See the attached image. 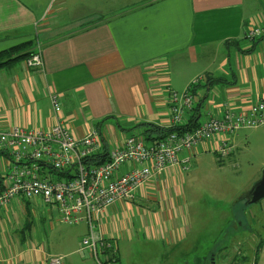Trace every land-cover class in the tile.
Instances as JSON below:
<instances>
[{"label": "crops", "instance_id": "crops-1", "mask_svg": "<svg viewBox=\"0 0 264 264\" xmlns=\"http://www.w3.org/2000/svg\"><path fill=\"white\" fill-rule=\"evenodd\" d=\"M256 28L261 34L247 38ZM30 41L42 53V66L29 67L23 59L0 69L3 130L46 128L62 120L77 138L98 130L109 152L142 122L171 126V91L180 94L207 73L234 83L196 88V105L208 96L200 122L226 108L242 112L264 102V0H0V51ZM53 95L62 107L58 116ZM218 141L201 143L195 154L216 149ZM181 174L180 167H169L142 186L135 201L153 200L154 210L123 200L104 211L95 232L114 242L117 256L123 253L118 239H139L124 208L142 217L146 241L173 243L170 252L176 254L192 249L197 239L184 243L192 234L189 212L183 218L177 211ZM14 200L27 214L33 204L39 207L33 211L48 215V230L38 240L32 225L30 235L25 228L12 230L3 216L9 206L0 208V264H52L60 256L62 264H97L83 248L87 223L67 224L58 207L41 199Z\"/></svg>", "mask_w": 264, "mask_h": 264}, {"label": "built area", "instance_id": "built-area-1", "mask_svg": "<svg viewBox=\"0 0 264 264\" xmlns=\"http://www.w3.org/2000/svg\"><path fill=\"white\" fill-rule=\"evenodd\" d=\"M261 32V28L253 29L247 38L253 39ZM26 63L29 67L42 66L41 51L34 52ZM201 81L202 77H196L180 94L171 91L172 125H182L187 120L186 115L196 105L192 88ZM52 105L58 116L62 107L57 95L52 96ZM263 124L261 101L247 111L226 108L221 116L202 120L191 131H173L158 141L146 140L136 129L121 146L113 147L108 160L101 164L88 161L103 151L98 130L77 138L62 120L46 128L0 129V158L5 157L8 162V172L3 176L6 180L0 186V208L8 207L14 198L41 199L45 205L58 207L62 221L67 224L89 225L83 248L91 250L97 264H107L111 256L116 262L115 244L95 232L106 209L123 200H135L146 182L169 167L188 171L201 143L219 139L218 147L212 149L227 157L233 150L232 138L240 129ZM43 166L51 171L43 170ZM51 261L62 264L63 257H52Z\"/></svg>", "mask_w": 264, "mask_h": 264}, {"label": "rangeland", "instance_id": "rangeland-1", "mask_svg": "<svg viewBox=\"0 0 264 264\" xmlns=\"http://www.w3.org/2000/svg\"><path fill=\"white\" fill-rule=\"evenodd\" d=\"M189 168L182 171L180 176L183 182L178 187L180 192L176 201L180 204L177 211L182 213L183 218L188 217L189 212L192 234L184 243L188 245L191 236L197 239L192 249L186 248L183 253L179 249L176 254L170 252L175 246L173 243L159 238L146 241L149 236L140 229L143 226L142 217L124 208L123 214L129 220L128 224L132 225L133 222L137 228L139 239L131 242L126 241L125 237L123 241L118 239L119 250L123 247V253L118 261H107V264H229L235 255H245L250 263L253 262L256 245L261 239L264 240V198L250 203L248 195L254 184L264 176V124L240 129L233 151L227 157H222L213 149L200 150L193 156ZM43 170L51 171V168L43 166ZM7 172L8 162L2 157L1 181L6 180L3 176ZM15 200L4 209L7 227L18 229L19 233L25 228L27 235H30L32 225L34 238L38 240L37 237L44 236L48 230V215L44 212L36 214L33 210L39 212V207L35 208L34 204L33 210L30 208L27 214L16 205ZM130 202L135 207H138L137 203L148 204L150 210L158 206L153 200L147 203L140 199H137V203L135 200ZM89 232L85 237L89 236ZM182 240L185 238L181 237ZM259 264H264V248Z\"/></svg>", "mask_w": 264, "mask_h": 264}, {"label": "trees", "instance_id": "trees-1", "mask_svg": "<svg viewBox=\"0 0 264 264\" xmlns=\"http://www.w3.org/2000/svg\"><path fill=\"white\" fill-rule=\"evenodd\" d=\"M33 41L18 44L15 46H12L9 49H5L0 51V69L11 66L14 63L18 62L19 60L28 59L34 54V50H32L30 47H32ZM253 51V49L247 50V52ZM234 76V74H233ZM205 77V78H204ZM202 82L199 84H196L192 88V94L194 97L197 96L196 88L200 87L201 85L210 86L214 83H234L233 80H229L221 76L214 77V75L207 73L206 76H202ZM204 97H199L197 100V105L194 106V109L192 110V113L188 116L185 123L182 125H171V126H163L161 124L151 123V122H142L133 129L134 131L136 129H140L141 134L145 137L146 140L150 141H158L162 138H165L169 135V133L173 131H179V132H185V131H191L194 128L199 126L200 119V109L203 105V102L208 98L204 100ZM197 99V98H196ZM110 117H106L100 121L96 125H102L107 120H109ZM113 118H116L113 116ZM133 131V132H134ZM109 153L107 150L104 149V151L100 152L97 155L91 156L89 158L90 163H96L101 164L108 160ZM257 248L254 252V260L252 263L248 261V257L245 255H235V257L229 262V264H259L260 261V255L261 251L264 248V240L261 239L259 243L256 245ZM111 255V254H110ZM116 261H118L119 256L115 255ZM113 256L108 258V261H112ZM214 264V263H213Z\"/></svg>", "mask_w": 264, "mask_h": 264}, {"label": "water", "instance_id": "water-1", "mask_svg": "<svg viewBox=\"0 0 264 264\" xmlns=\"http://www.w3.org/2000/svg\"><path fill=\"white\" fill-rule=\"evenodd\" d=\"M249 202H257L264 198V176L249 191Z\"/></svg>", "mask_w": 264, "mask_h": 264}]
</instances>
